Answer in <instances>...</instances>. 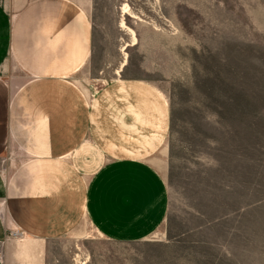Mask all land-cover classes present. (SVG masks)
Here are the masks:
<instances>
[{
  "label": "rangeland",
  "instance_id": "rangeland-1",
  "mask_svg": "<svg viewBox=\"0 0 264 264\" xmlns=\"http://www.w3.org/2000/svg\"><path fill=\"white\" fill-rule=\"evenodd\" d=\"M87 1L94 52L81 72L82 99L87 106L97 89L121 77L147 80L162 91L172 129L153 163L167 182L170 209L158 232L140 242L108 240L84 220L52 243L69 252L55 259L264 264V0ZM39 132L20 129L19 135ZM28 161L0 164L14 179L28 175ZM87 163L83 183L79 179L85 186L93 164ZM14 231L12 239L19 237ZM11 247L0 246L7 261Z\"/></svg>",
  "mask_w": 264,
  "mask_h": 264
},
{
  "label": "crops",
  "instance_id": "crops-1",
  "mask_svg": "<svg viewBox=\"0 0 264 264\" xmlns=\"http://www.w3.org/2000/svg\"><path fill=\"white\" fill-rule=\"evenodd\" d=\"M90 15L87 0H0V162L29 160L28 175L14 179L0 164V246H12L0 264H62L55 258L69 252L52 243L84 220L108 240L140 242L168 217V185L153 158L167 148L171 106L134 77L109 81L85 105ZM30 128L40 132L19 135Z\"/></svg>",
  "mask_w": 264,
  "mask_h": 264
},
{
  "label": "bare ground",
  "instance_id": "bare-ground-1",
  "mask_svg": "<svg viewBox=\"0 0 264 264\" xmlns=\"http://www.w3.org/2000/svg\"><path fill=\"white\" fill-rule=\"evenodd\" d=\"M128 11H129V8H128V5H126V6L124 7V12H128ZM121 24H122L123 27H128V26H126V23H125L124 20H122ZM119 71H120V70H119Z\"/></svg>",
  "mask_w": 264,
  "mask_h": 264
}]
</instances>
